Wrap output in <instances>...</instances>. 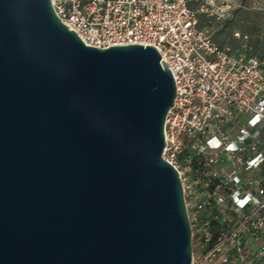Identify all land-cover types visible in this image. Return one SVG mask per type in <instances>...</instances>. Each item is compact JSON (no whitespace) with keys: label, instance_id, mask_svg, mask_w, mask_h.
Listing matches in <instances>:
<instances>
[{"label":"water","instance_id":"obj_1","mask_svg":"<svg viewBox=\"0 0 264 264\" xmlns=\"http://www.w3.org/2000/svg\"><path fill=\"white\" fill-rule=\"evenodd\" d=\"M175 96L154 47L86 46L51 0H0V264H191Z\"/></svg>","mask_w":264,"mask_h":264},{"label":"built area","instance_id":"obj_2","mask_svg":"<svg viewBox=\"0 0 264 264\" xmlns=\"http://www.w3.org/2000/svg\"><path fill=\"white\" fill-rule=\"evenodd\" d=\"M51 3L86 46H151L171 72L162 158L197 241L191 264H264V58L215 43L186 0Z\"/></svg>","mask_w":264,"mask_h":264},{"label":"rangeland","instance_id":"obj_3","mask_svg":"<svg viewBox=\"0 0 264 264\" xmlns=\"http://www.w3.org/2000/svg\"><path fill=\"white\" fill-rule=\"evenodd\" d=\"M199 27L241 57L264 58V0H186ZM197 241L192 240L193 252Z\"/></svg>","mask_w":264,"mask_h":264},{"label":"clouds","instance_id":"obj_4","mask_svg":"<svg viewBox=\"0 0 264 264\" xmlns=\"http://www.w3.org/2000/svg\"><path fill=\"white\" fill-rule=\"evenodd\" d=\"M258 159H259V157H257V159L256 160H253L251 163L252 164H256V162H257Z\"/></svg>","mask_w":264,"mask_h":264},{"label":"trees","instance_id":"obj_5","mask_svg":"<svg viewBox=\"0 0 264 264\" xmlns=\"http://www.w3.org/2000/svg\"><path fill=\"white\" fill-rule=\"evenodd\" d=\"M197 17H198V15H197Z\"/></svg>","mask_w":264,"mask_h":264}]
</instances>
